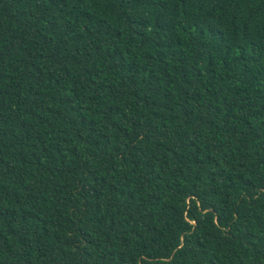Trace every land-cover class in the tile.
<instances>
[{
  "label": "trees",
  "instance_id": "obj_1",
  "mask_svg": "<svg viewBox=\"0 0 264 264\" xmlns=\"http://www.w3.org/2000/svg\"><path fill=\"white\" fill-rule=\"evenodd\" d=\"M0 264H264V0H0Z\"/></svg>",
  "mask_w": 264,
  "mask_h": 264
}]
</instances>
